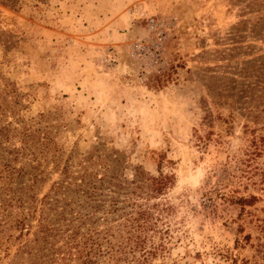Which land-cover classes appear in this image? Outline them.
I'll return each instance as SVG.
<instances>
[{
    "label": "rangeland",
    "instance_id": "rangeland-1",
    "mask_svg": "<svg viewBox=\"0 0 264 264\" xmlns=\"http://www.w3.org/2000/svg\"><path fill=\"white\" fill-rule=\"evenodd\" d=\"M16 1L0 0V89L18 100L0 112V190L27 213L64 180L66 237L94 225L117 264L141 257L132 236L166 247L145 264H264V0ZM23 129L57 155L21 149ZM84 173L97 185L78 191Z\"/></svg>",
    "mask_w": 264,
    "mask_h": 264
},
{
    "label": "trees",
    "instance_id": "trees-1",
    "mask_svg": "<svg viewBox=\"0 0 264 264\" xmlns=\"http://www.w3.org/2000/svg\"><path fill=\"white\" fill-rule=\"evenodd\" d=\"M2 3L6 6L15 7L17 1L2 0ZM12 104L18 105L16 89L12 83H6L4 88L0 89L1 114L11 110ZM20 135L23 143L21 149L29 150L31 147H36L44 155H57V148L53 145L54 140L49 136L42 140L41 134L36 135L31 129H23ZM90 164H94V162L91 161ZM84 169L87 170V167H84ZM95 178V176L84 173L80 177L81 183L75 182V186L78 191H81L83 188L91 187V185H97ZM77 180L75 179V181ZM170 180L171 177L162 175L160 178L151 179L158 192H161ZM63 181L55 184L52 187V193L46 195L42 200L33 198L32 205H30L27 213L25 212L23 197H17L10 183L3 184L4 187L0 190V264H101V259L107 256L114 264L123 260L120 257L113 256L111 243L108 247H102L103 245L99 242L101 233L95 236L94 225L91 226V231L84 235H81V228H76L72 234L66 237V231L63 228L68 226L65 223V220H67L65 212H58L55 208L58 206V201L56 203L52 201L51 203L53 193L57 195L63 187ZM10 190L13 193L10 194ZM14 205L18 207H14ZM14 208H18V211ZM38 211L41 213L39 217L37 215ZM47 211L58 212L59 219L53 222L46 216ZM150 218L149 212H140L138 217L134 219L137 225L133 227L134 232H130L131 236L135 233H147L151 228ZM35 219H38L36 229L33 225ZM61 222H63L62 227L60 226ZM80 235L82 238H80ZM135 238L134 236L131 238V240L134 239L135 243L134 247H131V251L139 252L142 255L140 258H133L134 264H145L150 257L163 254L162 252L166 250L163 244L156 247L151 246L148 249L146 237L137 236ZM61 242H63V245H60ZM236 263V260H234L233 264Z\"/></svg>",
    "mask_w": 264,
    "mask_h": 264
}]
</instances>
